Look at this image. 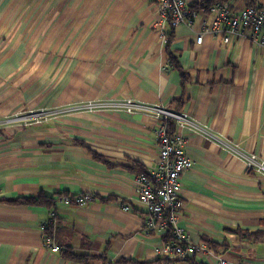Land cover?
I'll return each instance as SVG.
<instances>
[{
    "label": "crops",
    "instance_id": "crops-1",
    "mask_svg": "<svg viewBox=\"0 0 264 264\" xmlns=\"http://www.w3.org/2000/svg\"><path fill=\"white\" fill-rule=\"evenodd\" d=\"M223 1L232 15L246 6L264 10V0ZM156 6L154 0H0V117L109 98L189 113L216 138L175 129L191 158L180 178L175 226L207 250L161 256L165 235L145 229L148 214L134 184L156 165L157 119L81 112L0 130V264H214L217 256L228 264H264V237L249 242L232 231L264 230V177L221 146L238 143L264 162V47L231 34L228 24L195 43L202 12L192 28L175 27L171 42L166 23L163 40ZM166 44L187 75L184 83ZM41 192L94 199L80 207L3 202ZM48 226L56 252L42 245ZM65 250L79 258H64Z\"/></svg>",
    "mask_w": 264,
    "mask_h": 264
},
{
    "label": "built area",
    "instance_id": "built-area-1",
    "mask_svg": "<svg viewBox=\"0 0 264 264\" xmlns=\"http://www.w3.org/2000/svg\"><path fill=\"white\" fill-rule=\"evenodd\" d=\"M158 7L157 20L155 26L159 28L163 37L164 25L170 24L173 28L178 25L193 27L194 19L199 11L190 8L187 0H156ZM199 20L200 31L195 37V43L200 44L203 37L207 35H217L221 32L222 24L229 25V32L233 35L243 33L249 35L253 41L264 47V10L246 6L232 15L229 5L223 0H215L205 11ZM228 41V37H224ZM76 110L87 111H122L126 113H143L157 119L159 127L156 129L158 155L155 167L148 173H140L135 176L134 192L140 204L145 208L148 219L145 229L148 231H159L167 235L168 230L170 240L161 243V256L173 255L180 259L187 258L200 248L206 251L205 246L194 240L190 235L175 226L179 210L182 207L180 198V178L181 175L191 166V158L185 151V138L174 131L169 134L165 124L171 120L177 128H188L200 134L204 138H216L214 134L208 132L204 126L199 125L187 112H170V109L161 104H149L133 99H93L78 102L74 107ZM54 113L48 109H40L38 112L22 114L14 112L0 117V127L9 124L21 126L22 120L29 115L46 119ZM223 144V145H222ZM221 146L234 157L241 160L250 172H255L264 177V162L256 155L245 152L238 143L227 141ZM94 197L91 194H67L60 196L56 203L64 206H85L92 202ZM128 209V206H123ZM43 247L56 252L59 247L55 245L52 238L45 234L42 227ZM214 264H228L227 260L217 256Z\"/></svg>",
    "mask_w": 264,
    "mask_h": 264
},
{
    "label": "trees",
    "instance_id": "trees-1",
    "mask_svg": "<svg viewBox=\"0 0 264 264\" xmlns=\"http://www.w3.org/2000/svg\"><path fill=\"white\" fill-rule=\"evenodd\" d=\"M212 1L213 0H209L203 4H195V5H192L190 8H193L194 10L199 9V10L205 11L207 9L208 5ZM168 25L169 26L165 30V36H167L168 41L171 42L173 34H174V32H173L174 28L170 24H168ZM167 44H168V42H167ZM166 53H167L168 61L173 65V67L175 69H177L179 71L180 76L182 78V82L184 83V81L187 80V75L182 70V68L179 66V64L177 62V56L173 51H171L169 49V45H167V47H166ZM179 100H180V98H176V101H179ZM165 124L168 128L169 134L173 135V133L175 131V126H174L173 122L171 120H167L165 122ZM93 155L95 158L99 159L97 154L94 153ZM139 168H140L139 166H133L131 168V170L134 172H143L142 169L140 170ZM60 194H62V193H60ZM55 199H56L55 196L41 192V193L34 195V196H19V197H15V198H11V199H5V200H3V202L8 203V204H15V205H43V206H46L49 208V207H51V206L53 207L55 205ZM50 228H51V226L50 227L48 226L45 229L46 234L49 236L51 234ZM232 231L238 236L239 239L249 241V242H255V241L264 237V230L249 231L247 229L242 230V229L235 228ZM164 237H165L164 240L171 239V236L166 235ZM62 256L66 259H69V260L79 258V257L74 256L69 250L62 251ZM191 264H194V263H191Z\"/></svg>",
    "mask_w": 264,
    "mask_h": 264
},
{
    "label": "rangeland",
    "instance_id": "rangeland-1",
    "mask_svg": "<svg viewBox=\"0 0 264 264\" xmlns=\"http://www.w3.org/2000/svg\"><path fill=\"white\" fill-rule=\"evenodd\" d=\"M154 1L156 2V0H154ZM16 4H17V1H15V6H16ZM197 10H199V9H197ZM157 11H158V7H157ZM199 11H202V10H199ZM127 99H129V98H127ZM83 101L84 100H80V101H76V102H70V103H67V104H64V105L46 107L44 109H48V110H51V111L54 112V113L50 114L48 116V118L40 119L38 116H35V115L31 114L26 119L22 120L21 126H18L17 124H9L7 126L0 127V130L2 131V130H5L7 128L25 129V128H28V127H31V126L41 125L42 123H47L49 120L56 119V118L61 117V116L71 115V114H75V113H81V112H91V113L108 112L107 110H103V111L76 110L74 108L75 105L78 104V102H83ZM40 109L41 108H28V109H21V111H22V114H25L26 112H27V114H30L32 112H38ZM170 112L176 113V111H174V110H170ZM10 114H12V113H10ZM58 198L55 199V202L57 201ZM58 205H60V204H58ZM62 206H64V205H62ZM53 215H54V213L51 212V216H53ZM51 222H52V218H50V223ZM45 229H46V227L44 228V232H45ZM41 234H42V231H41ZM45 234H46V232H45Z\"/></svg>",
    "mask_w": 264,
    "mask_h": 264
},
{
    "label": "clouds",
    "instance_id": "clouds-1",
    "mask_svg": "<svg viewBox=\"0 0 264 264\" xmlns=\"http://www.w3.org/2000/svg\"><path fill=\"white\" fill-rule=\"evenodd\" d=\"M214 1H215V0H213L212 2H214ZM212 2H211V3H212ZM211 3H210V4H211ZM210 4H209V5H210ZM209 5H208V6H209ZM196 10H197V9H196ZM197 11H199V10H197ZM199 12H202V11H199Z\"/></svg>",
    "mask_w": 264,
    "mask_h": 264
}]
</instances>
